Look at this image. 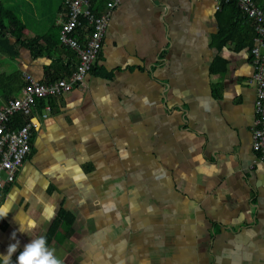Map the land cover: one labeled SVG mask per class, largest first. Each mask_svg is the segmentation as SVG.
Listing matches in <instances>:
<instances>
[{"label":"crops","instance_id":"obj_1","mask_svg":"<svg viewBox=\"0 0 264 264\" xmlns=\"http://www.w3.org/2000/svg\"><path fill=\"white\" fill-rule=\"evenodd\" d=\"M65 1L3 3L21 38L33 39L56 37ZM239 20L230 27V9L213 0H119L84 80L37 104L30 153L0 190L11 206L0 253L18 240L15 262L44 236L62 264H264V157L251 145L255 31ZM7 35L0 105L23 74L55 80L76 66L61 44L39 53ZM60 211L70 232L62 223L48 240ZM25 215L36 221L26 233L14 220Z\"/></svg>","mask_w":264,"mask_h":264},{"label":"built area","instance_id":"obj_2","mask_svg":"<svg viewBox=\"0 0 264 264\" xmlns=\"http://www.w3.org/2000/svg\"><path fill=\"white\" fill-rule=\"evenodd\" d=\"M118 1L107 2V10L97 13L92 0H66L58 39L62 46L74 51L78 58L76 66L67 76L55 80H36L29 73L23 74L19 93L0 105V190L14 181L30 153L33 134L39 127L34 115L37 104L44 98L69 93L84 80L102 48L109 10ZM232 1H236L242 19L249 20L255 31L254 45L250 49L256 83L251 145L255 153L264 157V0H213L216 10ZM50 111L51 106L45 104L40 116L45 118ZM17 115L23 116L25 122L11 126Z\"/></svg>","mask_w":264,"mask_h":264},{"label":"trees","instance_id":"obj_3","mask_svg":"<svg viewBox=\"0 0 264 264\" xmlns=\"http://www.w3.org/2000/svg\"><path fill=\"white\" fill-rule=\"evenodd\" d=\"M93 2L94 0H92V6H93ZM229 9H230V18L232 20L230 22V27L237 26V24L240 21L239 20L240 12H239L236 1L223 4L221 8V12L224 13V11L229 10ZM93 10L97 12L94 9V6H93ZM17 22L18 21L16 20L15 15L14 16L11 15L10 11L4 7L3 1L0 0V47L1 48L2 46L5 47V46L10 45L11 39H10V36L7 35L8 32L12 33L13 37L15 38V42H18V44H20L22 47L36 48V46L39 45L40 47V51H38L39 53L42 50L52 51L57 45L60 44L59 39H58V33L56 37L52 36V34L49 33L43 38L41 37L33 38V39H25L23 37L21 38V33L18 32V26H17V30H15ZM254 41H255V32H254V36L252 37V46L254 45ZM69 51L73 52L71 50ZM0 52H2V50H0ZM12 77H14V75ZM24 122H25V118L21 115H17L16 117H14L13 122L11 123V126L12 125L13 126L22 125ZM70 221L71 220L68 214L63 211H60L57 218L52 222L51 227L48 231V235H47L48 240H50L53 237L54 233L59 228V225L62 223H64L65 226H67L66 233H69L70 232ZM14 259L16 260V257Z\"/></svg>","mask_w":264,"mask_h":264},{"label":"clouds","instance_id":"obj_4","mask_svg":"<svg viewBox=\"0 0 264 264\" xmlns=\"http://www.w3.org/2000/svg\"><path fill=\"white\" fill-rule=\"evenodd\" d=\"M10 204L4 202L0 204V218L5 217L10 211ZM52 210L49 206H45L43 209L44 219H51ZM14 220L18 223V230L21 232H28L29 229L33 228L36 221L25 216H21L19 219L14 216ZM12 236H16V231L12 232ZM19 245V241L11 243L7 247L5 253H0V264H62V261L54 255L53 250L49 249L46 242V237L39 236L31 239L25 244L22 251H20L15 262L12 260L13 253Z\"/></svg>","mask_w":264,"mask_h":264},{"label":"rangeland","instance_id":"obj_5","mask_svg":"<svg viewBox=\"0 0 264 264\" xmlns=\"http://www.w3.org/2000/svg\"><path fill=\"white\" fill-rule=\"evenodd\" d=\"M11 3H13L14 5H19L21 7V10L23 9L22 8V0H9ZM4 2V0H3ZM5 2H7V0H5ZM9 2V3H10ZM4 59V58H3ZM5 60V59H4ZM12 60L10 59L8 62H7V65H6V62L3 63V66L6 67V68H10L11 67V62Z\"/></svg>","mask_w":264,"mask_h":264}]
</instances>
